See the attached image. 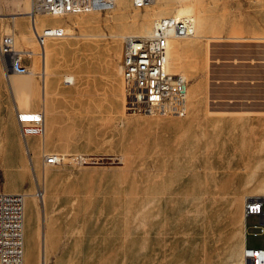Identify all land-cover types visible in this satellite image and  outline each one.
<instances>
[{
  "label": "rangeland",
  "instance_id": "374dc122",
  "mask_svg": "<svg viewBox=\"0 0 264 264\" xmlns=\"http://www.w3.org/2000/svg\"><path fill=\"white\" fill-rule=\"evenodd\" d=\"M178 6L193 15L198 34L175 38L170 51L169 72L187 80V114H127L121 38L150 33L157 16L177 14ZM29 8L30 0H0V16L6 18L1 32L13 31L14 23L19 48L45 49V74L42 55L33 62L30 97L39 91L44 103L53 92L78 96L68 104L57 100L66 130L44 150L79 153L84 160L76 165L55 160L44 167L39 151L30 179L16 173L15 181L26 190L33 186L28 195L39 187L44 195V205L35 196L36 207L25 197L24 263H37V235L41 246L44 239L46 264L50 260L46 183L58 178L65 194L75 193L73 188L79 193L78 201L71 200L74 206L65 198L52 202L64 217L83 221L82 228L73 225L65 235L74 254L82 231L73 264H230L237 256L240 217L243 222L233 191L241 198L264 193V0H157L141 8L120 0L109 10L40 15L42 26L32 24L33 30L61 23L72 32L43 47L25 30ZM208 36L213 40L207 43ZM220 37L223 41L216 40ZM68 44H77L69 53L78 58L60 62L57 54L53 62V54ZM47 112L43 142L50 138ZM255 221L248 216L246 224ZM262 238L247 234V244L260 245ZM241 249L234 264L242 263Z\"/></svg>",
  "mask_w": 264,
  "mask_h": 264
},
{
  "label": "built area",
  "instance_id": "2783aa9c",
  "mask_svg": "<svg viewBox=\"0 0 264 264\" xmlns=\"http://www.w3.org/2000/svg\"><path fill=\"white\" fill-rule=\"evenodd\" d=\"M130 1L134 7L141 8L150 6L157 0ZM117 2L118 0H30L27 14H37L38 17L44 14L63 16L102 11L113 8ZM69 31L61 23L45 24L41 31L33 30V36L38 46L43 47L49 39L68 36ZM194 31L192 14L167 13L154 19L150 33L123 36L120 67L125 113L179 117L187 113V80L181 73L169 72L166 63L169 41L192 36ZM24 56L29 60L33 58L29 51L22 50L15 44L14 32H0V60L6 76L30 71V64L22 62ZM16 119L23 137L43 135L42 110L17 108ZM41 156L44 167L53 165L54 160H69L70 165L81 164L84 160V155L79 153L43 151ZM36 196L39 199L40 190L36 192ZM263 203V195L244 196V216H259V222L253 224V235L264 232ZM24 206L25 193L0 189V264H23ZM242 259L244 264H264V244L258 247L244 246ZM40 264H45L42 256Z\"/></svg>",
  "mask_w": 264,
  "mask_h": 264
},
{
  "label": "crops",
  "instance_id": "0c3cea01",
  "mask_svg": "<svg viewBox=\"0 0 264 264\" xmlns=\"http://www.w3.org/2000/svg\"><path fill=\"white\" fill-rule=\"evenodd\" d=\"M26 15H27L28 22H29V25H28L29 28L26 27L25 30L28 33H30L31 31L33 34L29 15L27 13ZM38 17H37L36 26L37 28H40L42 25L38 24ZM4 19L6 18H3L2 16H0V32H1V29L3 28ZM12 28H13V31L15 32L16 28H15L14 23L12 24ZM17 30H18L17 32H19V29ZM73 47H77V44H68L67 46H65L64 50H61L59 53H54L52 56L53 62H56L55 56L57 54L60 55L59 56L60 62L71 61L74 59V57L78 58L77 55L69 53V51H71V48ZM27 63L30 64V66L32 67L33 58L32 60H29V62ZM61 79L59 76V78H57V81L61 82ZM55 80L56 79L52 78L51 84L52 83L54 84ZM12 83H13L12 80H10V83H9V78L8 76L5 75L4 70H3V65L0 60V169L1 168L3 169V174H4L2 175V177H0V189L4 191H10V192H23L25 193V197L30 198L35 203V200H36L34 199L35 197L33 198L31 195H28L26 193V192L32 191L33 186L31 185L30 188L26 190V188L23 186L21 181H17V182L15 181L14 179L15 175L16 173L23 174L24 176L30 179L29 169H30V166H32V169H33V162H35L38 152L40 151L42 153V151H45L44 149L51 147L52 140L55 137H59L60 135L59 132L66 130L65 126L63 125L64 119H62L61 117L59 118V113L63 111L60 108L61 111H59L58 113L57 100L59 99L61 101V105L64 104V102L68 104L69 98L78 97V96L77 95L73 96L72 91H63L59 93L53 92L52 94H50V96L45 98L44 103H43L41 98L38 95L39 91H35L36 92L35 94L34 93L31 94L29 104H25L23 103L21 98L17 95L15 88L12 86ZM37 83H39L38 80H37ZM62 85H64L65 87H68L71 84L63 83ZM12 89H14L15 91L16 98H19L18 101L15 98ZM123 96L124 95L122 94V109L124 110ZM28 105L30 108H28ZM17 108L19 109L25 108V109L43 111V116H44L43 135L45 134L44 109H46L48 111L47 112V122H48V126H50V138L47 139L45 142H43L42 141L43 135H26L25 137H23L20 131L19 123L16 119V109ZM62 114L63 113H61V116ZM32 140L35 141V146H30V141ZM56 179L58 178H53V179L50 178L46 183L45 211H46V217H47V223H48L47 224V235H48L47 245H48V255L50 258L47 264H51L50 263L51 260L54 262V264H73L72 259L75 256V254H77L76 249L79 248L77 246V241L79 240L80 237L81 239L83 238L82 231L78 239L75 240V247H74L75 253L74 254L71 251L70 246H68V243H67L68 240L67 242H65V235L68 233V228L73 225L75 227L80 226V228H82L83 221L79 220L77 217L72 220L69 218V214L66 215V217H64V215L59 212L60 209L59 208H58L59 210L57 209L56 204L52 202L53 200H56V199L62 200L63 198H65L67 201L70 200L67 203L71 204V200L73 197H76L78 201L79 193L76 192L75 189L73 188L74 190L73 192L75 193L65 194L63 192L65 186L63 185L62 182L56 181ZM34 186H35V182H34ZM239 192L240 191L236 190V191H233V194L236 195L235 198L237 200L236 201L237 211L242 212L241 215L243 216V222L241 221V217H240L241 226H240V232L238 234L237 256L232 257L231 259L232 262L230 264H234V261H237L240 248L243 249L244 246L258 247L264 244V232H261L257 235H253L252 233L255 230V228L253 227V224L259 222L258 214L248 215V216H254L256 218V221L252 223L251 226H248L246 224V220L248 216H244V210H243L245 195L259 194V195L264 196V193H244L241 198ZM43 198H44V195L42 196L41 199ZM263 208H264V203H263ZM25 216H26V205L24 206V234H25ZM37 228H38V218H37V213H36V235H37ZM247 234H252L253 236L263 235L261 244L260 245H248L247 244ZM242 249H241V258H242ZM24 253H25V241H24V248H23V264H25L24 263V259H25ZM41 256H42L41 236L40 238L37 236V263L36 264H40ZM220 264L222 263L220 262ZM240 264H243V263H240Z\"/></svg>",
  "mask_w": 264,
  "mask_h": 264
},
{
  "label": "bare ground",
  "instance_id": "6f19581e",
  "mask_svg": "<svg viewBox=\"0 0 264 264\" xmlns=\"http://www.w3.org/2000/svg\"><path fill=\"white\" fill-rule=\"evenodd\" d=\"M120 0H118V2H119ZM194 3V2H193ZM174 5V4H173ZM188 5V4H187ZM187 5L185 6V7H187ZM170 6V5H169ZM193 6H194V4H193ZM177 10H178V15H180V14H184V13H187V8L185 9L183 6L181 7V6H178V8H177ZM45 15V14H44ZM41 17V16H40ZM40 17H38V19L40 18ZM29 18H30V21H31V25L33 24V25H35L36 24V22H37V14H29ZM195 21V20H194ZM152 28H153V25H152ZM42 29H37V28H35L34 29V31H41ZM151 31H152V29H151ZM150 31V32H151ZM70 32V31H69ZM70 35V34H69ZM198 34H197V29H196V26H195V31H194V34L192 35V36H197ZM31 36V35H30ZM33 36V35H32ZM122 36V35H121ZM120 36V37H121ZM21 37V36H20ZM25 37V36H24ZM27 38V37H26ZM123 38V37H122ZM121 38V40H122V42H123V39ZM229 38V37H228ZM234 38H237V37H234ZM239 38V37H238ZM29 39V38H28ZM27 39V40H28ZM205 39L207 40V43L209 42V41H211V40H213V39H211L209 36L208 37H205ZM222 38L220 37V39H216V40H221ZM244 39V38H243ZM14 40H15V44L17 45V46H19V43H18V38H17V36L14 34ZM31 40V39H30ZM50 40V39H49ZM242 40V38H240V39H237V40H235L234 39V41H236V42H240ZM174 41H177V40H175V38L174 39H171L170 41H169V51H168V57H167V63H166V67H167V69H168V71H169V59H170V51H171V48H172V43L174 42ZM215 41V40H214ZM221 41H223V40H221ZM31 42V41H30ZM217 42V41H216ZM208 49H209V47H208ZM29 50V49H28ZM28 50H26V51H28ZM207 50V49H206ZM211 50V49H210ZM209 51V50H208ZM29 52L31 53V55H32V57H33V62H34V59H35V57H36V55H42V71H43V74H45V71H46V61H47V59H46V56H45V49L43 48V50L41 51V53L40 52H36V51H33V50H29ZM210 53V52H209ZM49 54V53H48ZM206 54H208V52L206 53ZM210 55V54H209ZM207 57V56H206ZM41 58V57H40ZM208 58V57H207ZM37 66V65H36ZM33 67H34V63L32 64V67H31V69H30V71L28 72V73H24V74H17V73H11V74H9V75H11V80L13 81V83H12V86L15 88V90H16V93H17V95L21 98V100L23 101V103H25V104H29V99H30V90H31V87H32V83H33V80L30 78V77H32L33 75H34V72H33ZM36 68V67H35ZM38 69H39V67H38ZM120 70H121V67H120ZM15 75V77H13ZM255 75V74H254ZM42 77V76H41ZM46 77V76H45ZM43 80H44V77H43ZM186 80V79H185ZM187 83V82H186ZM42 85V84H41ZM41 88V87H40ZM42 89V88H41ZM41 91V90H40ZM187 91H188V87H187ZM41 93V92H40ZM43 95V94H42ZM42 97V96H41ZM44 99V98H43ZM44 101V100H43ZM227 110V109H226ZM220 113H221V111H219ZM224 112V114L226 113V114H228L226 111H223ZM229 112V111H228ZM237 112V111H236ZM235 112V113H236ZM244 112V111H243ZM248 112V111H247ZM250 112V111H249ZM215 113V112H214ZM217 113V112H216ZM231 112H229V114H230ZM259 113V112H258ZM187 114V113H186ZM185 114V115H186ZM212 114V113H211ZM223 114V113H222ZM256 114V113H255ZM55 161V160H54ZM54 161H53V163H54ZM44 170V169H43ZM40 190V192H41V188L39 187V189H38V191ZM31 195V194H30ZM33 198L35 197V194L33 195H31ZM42 196H43V193H41V196H40V199L42 198ZM35 199V198H34ZM43 205H44V199H43V203H42ZM37 206V200H35V207ZM38 232V231H37ZM244 233V232H243ZM38 236V235H37ZM244 236V235H243ZM44 239H42V257H43V260H44V263L46 264V262H45V259H44V256H45V251H44ZM44 255V256H43ZM241 261H242V263H243V259L241 258ZM244 264V263H243ZM245 264H247V263H245Z\"/></svg>",
  "mask_w": 264,
  "mask_h": 264
}]
</instances>
